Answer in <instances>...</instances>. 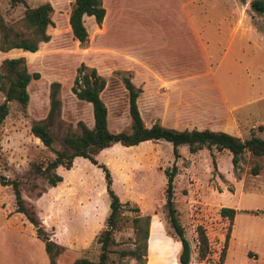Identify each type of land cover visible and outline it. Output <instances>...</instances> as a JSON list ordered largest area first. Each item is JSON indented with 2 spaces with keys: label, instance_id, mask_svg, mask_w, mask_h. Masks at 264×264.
Listing matches in <instances>:
<instances>
[{
  "label": "rangeland",
  "instance_id": "rangeland-1",
  "mask_svg": "<svg viewBox=\"0 0 264 264\" xmlns=\"http://www.w3.org/2000/svg\"><path fill=\"white\" fill-rule=\"evenodd\" d=\"M72 1L25 0L30 7L50 4L49 40L40 43L35 54L20 49L0 53V63L6 57H22L27 72L39 75L27 84L24 108L14 100L7 102L8 112L0 122V174L25 180L20 187L24 198L63 247L56 264H71L78 257L96 260L97 237L109 211L104 172L87 159L77 158L71 169H62V180L54 186L43 178L35 179L37 190L42 191L39 196L37 190L23 188L31 180V164L44 165L53 158L63 135L78 133V122L92 126L90 104L70 91L80 63L93 67L105 81L99 95L110 132L129 130L127 92L121 77L130 73L131 82L140 88L136 105L145 126L158 122L178 130H221L240 139L251 133L264 136V129H257L264 128V40L260 38L264 12L253 11L251 0H101V22L84 17L87 37L83 44L72 37L68 26ZM179 4L191 12L202 42L212 47L211 59L203 50L200 53ZM23 8L0 0L3 20L17 28ZM216 27L211 41L209 30ZM52 81L59 83L60 106L50 127L54 140L48 148L30 133L29 125L45 117ZM3 99L0 89V103ZM178 152L174 159L171 145L157 140L128 148L114 143L95 156L108 173L109 189L121 203V227L113 233L116 242L111 249L130 246L131 219L148 215L147 264H180V245L165 207L163 170L174 164L170 203L191 247L189 264H217L227 227L219 216L222 206L235 209L223 264H264V157L245 152L234 172L226 150L212 147L189 153L182 145ZM254 163L260 167L256 175L250 173ZM12 205L10 186H0V264H48L43 243ZM197 225L204 228L209 241L208 261L194 258ZM108 258V264L118 260L115 252Z\"/></svg>",
  "mask_w": 264,
  "mask_h": 264
},
{
  "label": "trees",
  "instance_id": "trees-1",
  "mask_svg": "<svg viewBox=\"0 0 264 264\" xmlns=\"http://www.w3.org/2000/svg\"><path fill=\"white\" fill-rule=\"evenodd\" d=\"M11 6L22 4L24 6L20 18V27L7 24L0 15V51L6 52L17 48L22 51L34 53L41 42H47L49 35L46 33L48 25H52L50 13L52 8L48 2L40 3L30 7L25 5V0H9ZM250 8L258 13L264 12V0H251ZM91 16L95 24H99L104 16V8L101 0H73L68 13L67 22L72 37L83 44L86 41L87 31L83 24V17ZM0 89L4 99L0 103V122L8 112L7 102L14 100L24 108L28 101L27 84L31 79L39 77L37 72L29 73L26 70L22 57L3 58L1 60ZM123 87L127 92V110L130 118L128 131L110 132L106 123V107L100 98V92L104 88L103 77L97 74L93 67H87L80 63L70 87L71 93L78 99L90 104L92 114V126L87 127L78 122V133L65 134L61 137L59 147L53 150V158L43 164L32 163L30 168L31 180L24 185L29 191L37 190L38 185L35 179L43 178L49 185L54 186L62 180L60 171L72 168L77 158L87 159L91 164L99 167L104 172L106 190L109 197L108 214L105 219V228L101 230L97 237L99 251L96 260H89L85 257L75 258L71 264H108V256L115 252L117 261L115 264H128V260H133L135 264H144L148 255V240L150 217L148 215L135 216L131 219L132 237L130 246L113 251L111 246L116 242L113 233L121 227L120 214L121 203L117 195L109 189V176L103 165L99 164L95 158L104 149L114 143L123 147H133L139 143L162 140L171 145V153L175 158L179 157L178 147L186 146L189 153H194L200 149L215 148L217 151L226 150L230 154V164L235 172L239 169V162L245 152L252 157H264V136L258 137L251 133L248 137L240 139L237 136L220 130L203 129H174L164 127L158 122L145 126L139 115L136 98L140 88L135 87L130 80V73L121 77ZM59 83L52 81L49 84V105L45 117L42 120H33L29 125L30 133L36 137L42 145L51 148L54 140L50 131L55 118L59 113L58 98ZM259 131L264 128L260 125ZM212 164L214 161L212 159ZM259 164L254 163L250 168V173L256 175L259 171ZM175 165L163 170L166 185L165 195L167 202L166 218L171 227L180 249L178 261L180 264H189L191 247L188 240L183 235V228L178 221L176 211L170 203L172 194V180L175 174ZM25 182V180H24ZM24 182L15 179L4 178L0 174V186H10L13 198L12 209L15 213H20L25 220L33 227L36 236L43 243V249L47 257L48 264H56L59 254L62 252V245L56 240L53 229L46 225L36 212L34 206L23 196L21 186ZM23 183V184H22ZM39 196L42 191H35ZM235 215V209L222 206L219 208V216L227 221L222 246L220 248L217 264L224 262L227 248L230 227ZM210 246L204 228L201 225L195 227V260L208 261Z\"/></svg>",
  "mask_w": 264,
  "mask_h": 264
},
{
  "label": "crops",
  "instance_id": "crops-1",
  "mask_svg": "<svg viewBox=\"0 0 264 264\" xmlns=\"http://www.w3.org/2000/svg\"><path fill=\"white\" fill-rule=\"evenodd\" d=\"M183 4H179V7L181 8V11H182V13H183V16L185 17V19H186V23H187V25H188V27L190 28V30L193 32V35H194V40H195V42H196V44H198V48H199V51H200V53H201V51L203 50V53H207V57H208V59H211V56H210V54L212 53V50H210L212 47L209 45V43L205 40L204 42H202V40H201V30H200V28H197V29H195V27H194V24H195V21H194V19H192V15H191V12H188V11H185V6H182ZM103 6V5H102ZM189 7V6H188ZM104 8V7H103ZM190 10V9H189ZM84 17H86V16H84ZM84 17H83V20H84ZM83 24H84V21H83ZM49 26V25H48ZM47 26V27H48ZM69 26V25H68ZM70 29V28H69ZM217 33V27L216 28H214V29H211L210 28V30H209V34H208V36H209V38L211 39V34H216ZM260 38L261 39H263L264 40V36L260 33ZM211 41H214V39L212 38L211 39ZM41 43H45V42H41ZM213 43V42H212ZM40 44V43H39ZM203 46V47H202ZM16 51L17 50V48H13V49H10V50H8V51H6V52H9V51ZM6 52H2V51H0V53H3V54H5ZM151 52H152V50H151ZM26 53H30V52H26ZM35 53H37V51L36 52H34V53H30V54H35ZM4 56H6V55H4ZM7 58H10V57H7ZM216 66H217V63H216ZM213 81H214V85H215V87H216V89H218L219 91H223L222 90V88L220 87V84H219V82H218V80H216V78L214 79L213 78ZM229 104H231V105H234V104H232V103H229ZM210 130H212V129H210ZM221 131V130H220ZM225 132V131H224ZM46 255V254H45ZM58 259V258H57ZM56 262H57V260H56ZM47 263H48V261H47ZM224 263V262H223ZM222 263V264H223ZM131 264V263H130ZM132 264H135V263H132ZM144 264H147V258H146V262L144 263Z\"/></svg>",
  "mask_w": 264,
  "mask_h": 264
}]
</instances>
